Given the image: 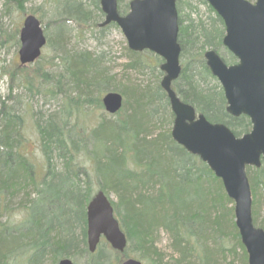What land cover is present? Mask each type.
<instances>
[{
	"label": "trees",
	"instance_id": "1",
	"mask_svg": "<svg viewBox=\"0 0 264 264\" xmlns=\"http://www.w3.org/2000/svg\"><path fill=\"white\" fill-rule=\"evenodd\" d=\"M26 1L5 0L4 9L9 12L15 8L22 12ZM81 6L80 3L66 5L69 10L65 16L78 20L76 15L83 16ZM177 7L178 4V11ZM122 11L118 7L120 15ZM211 22L206 28L201 22L183 20L178 15L177 43L185 64L172 86L182 103L203 115L209 123L224 125L238 138L250 131L248 119L232 118L225 113L222 92L212 95L199 90V82L203 81L199 75L209 76V72L202 61L203 55L198 52L205 48L215 52L221 47L222 33L214 24L222 25V22L217 16ZM1 27L0 32H3ZM61 31L57 29V37ZM189 51L196 53L185 57ZM230 61H234L232 56ZM61 63L62 73L51 75L38 71L25 78L28 90L33 88V81L42 80L50 85L51 95L65 100L59 117L53 114L34 123L44 168L41 178L36 176L28 155L21 151L25 144L22 116L11 113V108L0 102V214L7 216L6 221L0 223V264H11L20 251L26 255V264H42L47 256L54 264L61 259L88 254L85 208L93 195L90 185L93 179L98 191L107 198L114 195L118 202L110 203L126 239V247L119 254H126L130 245L140 252L141 258H151L155 254L152 238L162 230L178 254L179 260L173 264H191L190 258L197 264H213L216 256L204 249L202 243L214 233L217 249L233 255L232 249L237 247L242 264H246L245 250L231 222L233 209L224 206L232 202L226 197L220 180L198 158L176 145L168 131L157 136L149 133L152 119L161 107L160 101L165 97L160 90L150 95L147 91L132 89L130 100L123 101L122 108L113 117L101 121L87 138L82 134L80 138L69 121L73 115L77 117L81 113L82 107L94 102L100 107L98 96L93 100L92 90L99 84H95V76L88 73L96 65L84 54L64 55ZM195 64L197 66L192 67ZM112 89L111 93L118 90ZM118 91L127 98V92ZM91 141L95 143L92 148L88 147ZM97 141L101 146L99 155ZM78 158H83L89 168L81 169ZM55 161L63 164L60 172L53 167ZM246 176L252 199V223L264 231V220L260 226L255 218L257 212L254 214L257 198H262L264 203V166L246 168ZM27 189L34 191L33 196L25 194L18 204L16 211H20L23 219L13 225L14 210L8 201ZM25 200H28L27 205ZM100 251L87 264H106L107 257ZM161 261L155 256L152 264H162ZM119 262L116 259V263Z\"/></svg>",
	"mask_w": 264,
	"mask_h": 264
},
{
	"label": "water",
	"instance_id": "2",
	"mask_svg": "<svg viewBox=\"0 0 264 264\" xmlns=\"http://www.w3.org/2000/svg\"><path fill=\"white\" fill-rule=\"evenodd\" d=\"M224 27L222 46L236 60L226 66L213 51L204 53L205 65L220 85L225 112L232 118L246 117L250 131L236 138L224 125L210 124L202 115L179 101L171 88L181 73L177 44L175 0H131L128 13H117V0H99L104 21L100 27L115 24L131 52L148 51L163 64L160 89L173 116L171 139L191 156L197 157L221 181L227 198L233 202L234 225L247 256V264H264V232L252 224L251 192L246 167L264 165V0H204ZM19 65L33 64L46 44L43 30L34 16H26L18 33ZM104 111H119L122 98L107 93L101 99ZM86 245L95 252L101 238L111 249L122 253L126 241L114 219L104 194L97 192L86 206ZM57 264H74L62 259ZM121 264H141L134 259Z\"/></svg>",
	"mask_w": 264,
	"mask_h": 264
},
{
	"label": "rangeland",
	"instance_id": "3",
	"mask_svg": "<svg viewBox=\"0 0 264 264\" xmlns=\"http://www.w3.org/2000/svg\"><path fill=\"white\" fill-rule=\"evenodd\" d=\"M4 1L5 0H0V25H2V27H0L3 29V32H0V102L4 103L7 108L10 107L12 110L11 113L22 116L25 144L21 151L28 155L29 161L35 166L34 170L38 178L44 175V168L38 151L39 141L35 132L34 123L37 120L42 122L47 116L53 114L59 117V114H62L61 111L63 107H65V100L62 99L61 96L51 95L48 91L50 85L48 86L46 82L43 83L42 80L33 81V88L28 90L25 83V78H27V76L38 71L39 73L43 71L51 75L62 73L63 66L61 59L66 53V56L71 52L86 54L94 61L96 65L94 70L96 71L91 68V70H88V73H90V75L92 73L91 77L95 76L97 80L95 84H99L94 89L92 88V90L94 96L93 100L98 96L100 107L95 102L91 103L89 107H82L81 113H79L77 117L73 115L72 119L69 121L70 124H74L76 129L75 132H79L78 136L80 138L81 134L84 138H87L89 136L88 133H90L101 121H108L110 117H113L104 111L101 104V98L106 93L111 92V90H113L112 88L115 87L118 90L127 92L126 98V96L120 94L118 90L116 91V93L123 98V101L130 100V97H128L130 94L129 92L134 88L139 92L147 91L150 95H154L156 90L159 89L161 95L164 96L159 86L162 79L159 66L162 64V61L148 52L139 54L130 52L127 48L125 38L116 26L109 25L103 28L100 27L99 25L103 22L104 17L100 11L99 0H27L23 5L22 12L15 8L10 9L9 12L5 11ZM130 1L131 0H117L118 7L124 10L122 11V16L128 12L127 6ZM249 1V3H254L256 0ZM76 3H80L82 5V12L87 14L83 15L84 17L76 15V17L79 18L78 20L73 19L71 16H65L69 10L66 5L72 6L76 5ZM176 4H178L177 8L179 11H177V13L183 20L190 19L194 23L201 22L207 28V26L212 24L211 21L215 19V13H211L208 10L209 6L203 0H176ZM30 15L34 16L40 22L46 38V45L41 50V55L34 64L27 67H19L17 55L19 49L18 32L21 28L23 19ZM86 16L88 17L84 20ZM214 26L217 31L222 33L221 38H223V25L218 23V25L214 24ZM58 28L62 29L64 36V53L57 49L60 40V38L57 37ZM16 31L15 37H12L14 39H11V36L14 35ZM15 41H17L16 44ZM198 49L199 46L196 50ZM208 50L210 49L205 48L198 53L203 55ZM215 52L226 65L235 63V60L228 62L230 55L225 51L222 45L219 49L215 50ZM195 53L196 51L186 52L185 57L192 56ZM202 61L204 63L203 59ZM184 64L185 58L183 59L180 57L181 67H183ZM194 66L196 67L197 65H192V67ZM17 68L21 71H18L19 69L16 70ZM199 77L203 80L199 82L200 91L208 92L212 95H218L222 92L219 83L210 74L209 76L202 74L199 75ZM71 96L74 97V95ZM163 98L162 102L160 101V106L163 108L161 109L160 107L158 113L155 114L151 122L149 133L152 136H157L167 131L169 134L171 132L173 117L170 116L171 112L168 102L166 101L167 99H165L166 97ZM99 142L100 141H97L98 155L101 152ZM89 145L90 148H92L95 143L91 141L88 147ZM77 163L81 169L89 168L88 163L85 162L83 158H78ZM53 167L56 171L60 172L63 164L59 161H55L53 162ZM90 185L93 197L98 191V184L96 180L93 179ZM33 192L32 189L24 190L22 193H19L18 196L8 201L10 208L14 210V213L11 215V224L16 225L23 219V215L20 211H16V208L18 204L24 200L25 194H30L32 197ZM108 199L112 204L118 203L114 195H109ZM24 202V204L27 205L28 200ZM224 206H227V209H233L234 205L224 204ZM254 210V214L257 212L255 216L256 221L261 226V222L264 220V203L262 202V198H257ZM6 219V215L0 214V223H4ZM232 221L234 223V215L233 220L231 219V222ZM254 227L258 228L257 226ZM260 228L261 227H259V229ZM75 233L78 234L79 230L75 231ZM154 235L152 241L154 242L155 254L151 256V258H141L140 252L134 246L130 245H127L126 254H119L111 250L109 245L103 240L98 244L95 253L101 250L100 252L107 257L106 264H120L122 260L124 261V259L127 260L128 258L139 260L141 264H152L155 260V256L156 258L162 259V264H173L174 261H178V254L176 251L174 252L172 246H170L168 236L165 232L159 230ZM208 236H210V234H208ZM212 239L211 236L207 237L202 244L204 245V249L211 251V253L216 256L213 259V264H242L240 260L241 251L237 247L234 246L232 249L234 251L233 255L224 251L222 253L220 248L217 252L215 248L212 247ZM215 240L217 241L216 238ZM5 243L7 244L8 242ZM9 243L12 245L15 244L14 241H9ZM225 246L231 247V245L228 246V244H225ZM152 250L153 249H151L150 252ZM94 254H86L77 257L72 256L67 259L71 260L74 264H87L89 261L93 260ZM116 259L120 262L116 263ZM189 260L192 261V263H189L197 264V261L192 258ZM11 264H26V255H24V251H20ZM42 264L53 263L47 256ZM54 264L57 263L55 262Z\"/></svg>",
	"mask_w": 264,
	"mask_h": 264
},
{
	"label": "bare ground",
	"instance_id": "4",
	"mask_svg": "<svg viewBox=\"0 0 264 264\" xmlns=\"http://www.w3.org/2000/svg\"><path fill=\"white\" fill-rule=\"evenodd\" d=\"M81 13H82V15H87V14H85V13L82 12V8H81ZM59 38H60V40H59V45H58L57 49H58V51L63 52V51H64L63 42H64V44H65V41H64V36H63V32H62V31H61V34L59 35ZM63 53H64V52H63ZM66 54H67V53H66ZM66 54H65V56H66ZM72 54H79V53L71 52V53H69L68 55H72ZM68 55H67V56H68ZM84 55H86V54H84ZM211 238H213V239L211 240V241H212V247L215 248V250L217 251L218 249H217L216 246H215V234H214V233L212 234ZM217 252H218V251H217Z\"/></svg>",
	"mask_w": 264,
	"mask_h": 264
}]
</instances>
